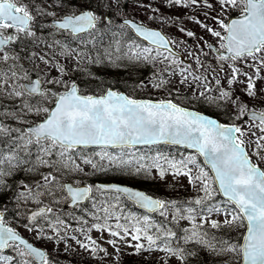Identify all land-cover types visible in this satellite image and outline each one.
Returning <instances> with one entry per match:
<instances>
[{
	"label": "snow or ice",
	"instance_id": "snow-or-ice-1",
	"mask_svg": "<svg viewBox=\"0 0 264 264\" xmlns=\"http://www.w3.org/2000/svg\"><path fill=\"white\" fill-rule=\"evenodd\" d=\"M69 251L264 264V0H0V264Z\"/></svg>",
	"mask_w": 264,
	"mask_h": 264
},
{
	"label": "rangeland",
	"instance_id": "rangeland-1",
	"mask_svg": "<svg viewBox=\"0 0 264 264\" xmlns=\"http://www.w3.org/2000/svg\"><path fill=\"white\" fill-rule=\"evenodd\" d=\"M129 11H131V9H129ZM137 14L140 17H143V12L142 11L139 12V13H137ZM155 182L157 183V186H159L161 188L160 191H163L164 190V187H165L164 182H162V181H154V184H155ZM92 234L94 236L97 235V233L95 231ZM109 251H111V248H109ZM68 254H73V252L72 251H69V252L61 255V260L63 261V264H69L70 260L68 258H65ZM126 256L127 255L124 256L125 264H127V261L125 259ZM73 264H76V263H73ZM87 264H96V262L88 261Z\"/></svg>",
	"mask_w": 264,
	"mask_h": 264
},
{
	"label": "trees",
	"instance_id": "trees-1",
	"mask_svg": "<svg viewBox=\"0 0 264 264\" xmlns=\"http://www.w3.org/2000/svg\"><path fill=\"white\" fill-rule=\"evenodd\" d=\"M137 186H140V187H151V188H154V185L153 183H150L148 181H143V182H140ZM69 258H72V260H74L75 258L77 260H79L78 257H69ZM126 261H127V264H140V260H138L137 258L135 257H131V256H126Z\"/></svg>",
	"mask_w": 264,
	"mask_h": 264
}]
</instances>
